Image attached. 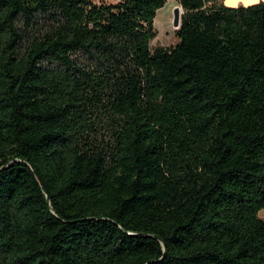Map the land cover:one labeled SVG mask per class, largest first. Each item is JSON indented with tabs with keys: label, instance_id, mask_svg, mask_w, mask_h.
<instances>
[{
	"label": "trees",
	"instance_id": "obj_1",
	"mask_svg": "<svg viewBox=\"0 0 264 264\" xmlns=\"http://www.w3.org/2000/svg\"><path fill=\"white\" fill-rule=\"evenodd\" d=\"M0 0V264H264V1Z\"/></svg>",
	"mask_w": 264,
	"mask_h": 264
},
{
	"label": "rangeland",
	"instance_id": "obj_2",
	"mask_svg": "<svg viewBox=\"0 0 264 264\" xmlns=\"http://www.w3.org/2000/svg\"><path fill=\"white\" fill-rule=\"evenodd\" d=\"M93 2L99 3L101 1L106 3H114L116 0H92ZM260 0H244L245 3H253ZM176 7H180L176 0H167L164 7L156 12L154 18V28L156 30V37L150 43L151 49L157 47L169 48L176 45L178 39L176 37V29L173 27V11ZM167 23V25H165ZM260 219H264V209L258 213Z\"/></svg>",
	"mask_w": 264,
	"mask_h": 264
},
{
	"label": "water",
	"instance_id": "obj_3",
	"mask_svg": "<svg viewBox=\"0 0 264 264\" xmlns=\"http://www.w3.org/2000/svg\"><path fill=\"white\" fill-rule=\"evenodd\" d=\"M183 10L181 7H176L173 11V27L178 30L181 26V15Z\"/></svg>",
	"mask_w": 264,
	"mask_h": 264
},
{
	"label": "crops",
	"instance_id": "obj_4",
	"mask_svg": "<svg viewBox=\"0 0 264 264\" xmlns=\"http://www.w3.org/2000/svg\"><path fill=\"white\" fill-rule=\"evenodd\" d=\"M224 5L228 6V7H238V6H247L259 1H255L253 3H245L244 0H222ZM260 1H264V0H260Z\"/></svg>",
	"mask_w": 264,
	"mask_h": 264
},
{
	"label": "bare ground",
	"instance_id": "obj_5",
	"mask_svg": "<svg viewBox=\"0 0 264 264\" xmlns=\"http://www.w3.org/2000/svg\"><path fill=\"white\" fill-rule=\"evenodd\" d=\"M165 25H167V23H165Z\"/></svg>",
	"mask_w": 264,
	"mask_h": 264
}]
</instances>
